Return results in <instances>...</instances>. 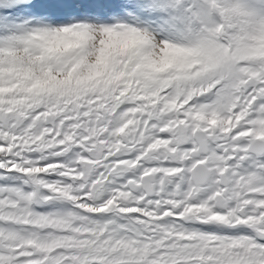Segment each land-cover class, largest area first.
Masks as SVG:
<instances>
[{
    "label": "snow or ice",
    "instance_id": "snow-or-ice-1",
    "mask_svg": "<svg viewBox=\"0 0 264 264\" xmlns=\"http://www.w3.org/2000/svg\"><path fill=\"white\" fill-rule=\"evenodd\" d=\"M0 264H264V0H0Z\"/></svg>",
    "mask_w": 264,
    "mask_h": 264
}]
</instances>
